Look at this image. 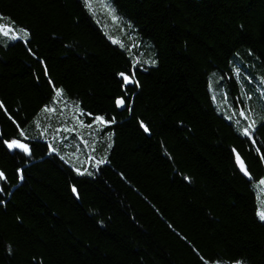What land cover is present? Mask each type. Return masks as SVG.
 Segmentation results:
<instances>
[{
  "label": "trees",
  "instance_id": "obj_1",
  "mask_svg": "<svg viewBox=\"0 0 264 264\" xmlns=\"http://www.w3.org/2000/svg\"><path fill=\"white\" fill-rule=\"evenodd\" d=\"M7 20L30 35L0 32V264H264V0H0Z\"/></svg>",
  "mask_w": 264,
  "mask_h": 264
},
{
  "label": "snow or ice",
  "instance_id": "obj_2",
  "mask_svg": "<svg viewBox=\"0 0 264 264\" xmlns=\"http://www.w3.org/2000/svg\"><path fill=\"white\" fill-rule=\"evenodd\" d=\"M113 19H116V17L113 16ZM11 24H12V22L10 20H7L4 24H0V32H2L4 36H9L10 32H12V39H18L19 36L27 38L30 35V33L26 29H20L19 30V36H18L15 32H13L12 28L10 27ZM120 75L123 78L125 83H132L133 82L132 77L126 76L124 73H120ZM61 94H62V90L57 89L56 97L59 98L61 96ZM116 103H117V106H123L125 104V101L123 99H118L116 101ZM44 111L53 112V111H55V109L46 107L44 109ZM96 120L99 121L100 123H105L103 117H96ZM80 123L82 124V122H80ZM88 127H91V125H89ZM66 130H70V129H66ZM145 130H147V129H145ZM244 131L247 134L249 130H248V128H245ZM21 135H23V133H21ZM5 143L7 144L8 148H20L24 152H29L28 145L22 143L20 140H12L11 142L5 141ZM237 159L239 160V156H237ZM104 162L105 161H103V160L98 161V163H100V164H102ZM241 167H242V169H244L243 162H241ZM244 170L246 172V169H244ZM77 171L79 172V169H77ZM3 179H6V177L4 176L3 172H0V180H3ZM261 184H264V180L261 181ZM73 191H75V189H73ZM258 215H259L261 220H264V210L260 211L258 213Z\"/></svg>",
  "mask_w": 264,
  "mask_h": 264
},
{
  "label": "bare ground",
  "instance_id": "obj_3",
  "mask_svg": "<svg viewBox=\"0 0 264 264\" xmlns=\"http://www.w3.org/2000/svg\"><path fill=\"white\" fill-rule=\"evenodd\" d=\"M127 85H130L131 83H126ZM153 99H154V97H153ZM120 107V106H119ZM122 107V106H121ZM120 107V108H121ZM78 137L80 138V139H82V141H83V143H87V144H89L90 142L91 143H93V140H90V139H87V138H84L81 134L80 135H78ZM6 147H7V145H6ZM8 148V147H7ZM10 151L11 150H18V149H11V148H8ZM18 151H20V150H18ZM12 152V151H11ZM22 152H24V151H22ZM25 153H29V152H25ZM236 154H238V153H236ZM239 155V154H238ZM239 157L242 159V157L239 155ZM235 159H236V155H235ZM103 160H105V158H103ZM243 160V159H242ZM243 162H244V160H243ZM244 164H245V162H244ZM246 165V164H245ZM236 167H237V165H236ZM246 168H247V166H246ZM74 170H76L77 171V169L78 168H73ZM238 169V168H237ZM99 170V167L97 166V165H95V164H92V165H87L86 167H85V169H79V172H81V174H88V173H92V172H97ZM248 171V170H247ZM78 172V171H77ZM240 173V172H239ZM249 173V172H248ZM78 174H80V173H78ZM241 174V173H240ZM242 175V174H241ZM250 175V174H249ZM250 178V177H249ZM247 179V178H246Z\"/></svg>",
  "mask_w": 264,
  "mask_h": 264
},
{
  "label": "water",
  "instance_id": "obj_4",
  "mask_svg": "<svg viewBox=\"0 0 264 264\" xmlns=\"http://www.w3.org/2000/svg\"><path fill=\"white\" fill-rule=\"evenodd\" d=\"M121 107V106H120ZM237 156H239L238 154H236V165H237V168H238V171L242 174V176L244 178H247L249 179L250 175L247 171V168H246V165L244 164L243 160L239 157V160L237 159ZM241 162H243V165H244V169H246V172L244 169H242L241 167Z\"/></svg>",
  "mask_w": 264,
  "mask_h": 264
},
{
  "label": "rangeland",
  "instance_id": "obj_5",
  "mask_svg": "<svg viewBox=\"0 0 264 264\" xmlns=\"http://www.w3.org/2000/svg\"><path fill=\"white\" fill-rule=\"evenodd\" d=\"M11 149H18V150H20V151H23L22 149H20V148H11Z\"/></svg>",
  "mask_w": 264,
  "mask_h": 264
}]
</instances>
